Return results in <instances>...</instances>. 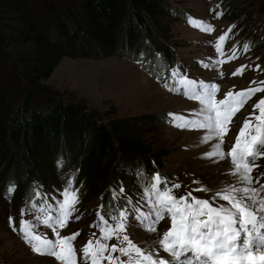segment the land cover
I'll use <instances>...</instances> for the list:
<instances>
[{"label": "trees", "instance_id": "obj_1", "mask_svg": "<svg viewBox=\"0 0 264 264\" xmlns=\"http://www.w3.org/2000/svg\"><path fill=\"white\" fill-rule=\"evenodd\" d=\"M29 1L0 0V202L29 210L40 201L33 199L36 187L47 188L50 174L63 187L73 178L82 201L99 197L109 223L121 210L136 213L145 182L160 172L168 152H151L139 141L133 129L141 120L106 123L83 105L55 97L43 82L64 58L114 54L163 82L177 61L166 25L184 22V12L168 0H59L62 10L56 0H35L37 15ZM234 4L232 18L239 12ZM164 116L150 117L148 125L165 126ZM114 190L123 197L115 200Z\"/></svg>", "mask_w": 264, "mask_h": 264}, {"label": "rangeland", "instance_id": "obj_2", "mask_svg": "<svg viewBox=\"0 0 264 264\" xmlns=\"http://www.w3.org/2000/svg\"><path fill=\"white\" fill-rule=\"evenodd\" d=\"M29 2L33 12L37 15L41 14L37 8L38 3L35 0ZM56 2L62 10V3L59 0ZM235 2L237 4H234ZM168 3L170 8L177 10L176 12H184L183 15L187 18L184 22L175 21L166 25L169 28L166 42L173 46L175 56L183 64L184 71L181 74L197 82L202 80L206 83H217L219 85L217 99H222L229 90L237 92L250 86L264 88V72H262L264 66L261 63L263 59L261 54L264 53V6L261 0H168ZM230 4L238 6L239 12L234 18L230 14ZM217 12L222 15L217 17L215 15ZM175 14L171 12L173 17ZM243 15L247 21L240 23L239 18ZM43 17L44 20H48L46 15ZM207 25L212 26L211 33L202 31ZM229 26H234L231 32H228ZM225 32H228V35L222 42V54H217L216 39ZM246 43L249 45L247 51L244 50ZM230 57L234 58L229 59ZM242 65L244 67L241 73L232 75ZM43 86L65 102L83 105L106 123L108 121L118 123L127 119L141 120L142 122L138 123L133 131L139 141L151 152H168L166 157L159 160L158 166L160 173L168 177L166 179L174 177L177 180L175 183L181 185L176 190L182 193L179 195L174 193L176 196L191 192L193 197L207 199L208 192L195 189L202 187L223 189L227 184L240 187L236 181H233L231 173L226 168L230 160L226 163L215 156L204 155L213 150L212 145L216 142L215 139L207 142L198 139L206 133V130L181 129L172 124L162 127L148 125L150 117L163 119L164 115L168 117V113L178 114L176 123L184 122L179 119L180 116L195 118L194 111H198L200 106L197 101L183 95L182 87L176 85L170 92L165 86L159 85L147 76V72L141 70L139 65L119 58L115 54L99 60L64 58L50 78L43 82ZM165 97L171 98L170 103ZM261 97H264V91L253 95L233 118L235 123L230 128V142H226L223 146L225 153L230 148L231 142H234L243 120L246 117L251 119L249 113L253 112L252 105ZM255 163L258 167L251 173L253 183L250 187L260 189V186L264 185V176H261V173H264V157H259ZM45 176L49 177L48 184L45 185L47 188L44 187L42 191V205L54 207L61 199L60 193L64 187L59 183L58 176L50 174ZM113 194L118 196L119 192L114 191ZM260 195L264 196V191H261ZM224 203L226 202L215 200L217 206ZM19 207L20 204L14 210L12 206L4 203V200L0 202V264H39L41 259L56 264L54 258L33 253L30 246L24 243L18 230L19 225L15 224L14 219H17L18 223L21 219L37 223L35 217L40 215V212L33 210L25 213L23 217L20 214L15 217L14 214L19 211ZM99 207V198L86 202L79 197V203L75 205L76 211L67 226L59 230L60 233L68 235L79 231L74 241L77 246L83 245L90 238L95 240L99 237V229L91 225L98 223L96 213ZM134 208L135 210L139 208L145 213L149 212L145 200L139 205L134 204ZM135 215L134 212L129 214L130 224L137 223L134 219ZM76 216L80 219H75ZM9 217L13 218L16 231L9 226ZM169 226V223L162 222L158 224L157 229L166 230ZM36 231L47 232L49 238H53L51 230L38 223ZM128 231L135 232L134 242L145 238L151 240L156 236V233H149L139 227L129 228ZM108 243L111 245L119 242L113 237ZM161 255L167 256L162 251ZM121 259L127 258L121 257Z\"/></svg>", "mask_w": 264, "mask_h": 264}, {"label": "snow or ice", "instance_id": "obj_3", "mask_svg": "<svg viewBox=\"0 0 264 264\" xmlns=\"http://www.w3.org/2000/svg\"><path fill=\"white\" fill-rule=\"evenodd\" d=\"M215 15L220 17L222 14L217 12ZM233 27L229 26L228 32ZM202 31L211 33L213 28L207 25ZM228 32L216 39L217 54H222V42L226 40ZM248 49L246 43L244 50ZM243 67H238L232 75L240 74ZM170 73L173 82L182 87L183 95L197 101L200 107L194 111L195 118L180 116L183 123H176L178 114L168 113L169 123L181 129L206 130L198 139L202 142L215 139L216 142L212 145L213 150L204 155L215 156L226 163L230 160L228 171L240 187L227 184L223 189H195L208 192L207 199L193 197L191 192L176 196L174 189L181 185L173 183L169 186L159 173H154L143 189L149 212L137 208L134 217L137 223L130 224L129 214L121 210L118 216L110 217L112 223H109L98 208V223L91 227L99 229V237L95 240L90 238L77 246L74 241L79 231L68 235H62L59 231L67 226L76 211L75 205L79 203L78 189H73L74 179L69 177L60 193L61 199L54 207L40 205L37 208L36 204H32L29 209L40 212L35 220L51 230L53 238H49L47 232H37V223L32 220L19 221L21 238L33 253L52 257L56 264H264V196L260 195L264 185L260 189L250 187L253 183L251 173L258 167L255 162L259 157H264V97L252 105L253 112L249 113L251 119L246 117L243 120L234 142H231L226 153L223 150L224 144L230 142V128L235 123L233 118L253 95L264 91V88L250 86L237 92L229 90L222 99H217V83L197 82L181 74L178 69H172ZM164 86L168 91H173L168 83ZM13 188L14 185L6 188V198ZM39 195L37 192L33 199ZM216 199L226 203L217 206ZM25 211V208H21L22 217ZM8 219L9 226L16 231L13 218ZM75 219L80 217L76 216ZM162 222L170 226L158 231L157 226ZM138 227L156 233V236L151 240L145 238L134 242L136 234L128 229ZM113 237L119 243L109 245L108 241ZM161 251L167 256L161 255Z\"/></svg>", "mask_w": 264, "mask_h": 264}, {"label": "bare ground", "instance_id": "obj_4", "mask_svg": "<svg viewBox=\"0 0 264 264\" xmlns=\"http://www.w3.org/2000/svg\"><path fill=\"white\" fill-rule=\"evenodd\" d=\"M155 96H157V95H155ZM165 99L170 103V97H165ZM226 168L228 169V165H226ZM231 177H232V179H233V181H236L234 178H233V176L232 175H230ZM238 185V184H237ZM238 188V187H237ZM220 201V200H219ZM217 202V201H216ZM165 256V255H164ZM47 259H41V260H39V264H48V261H46Z\"/></svg>", "mask_w": 264, "mask_h": 264}]
</instances>
